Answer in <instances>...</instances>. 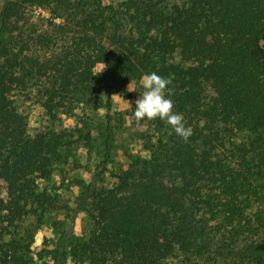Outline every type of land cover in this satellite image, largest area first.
I'll use <instances>...</instances> for the list:
<instances>
[{
	"label": "trees",
	"instance_id": "1",
	"mask_svg": "<svg viewBox=\"0 0 264 264\" xmlns=\"http://www.w3.org/2000/svg\"><path fill=\"white\" fill-rule=\"evenodd\" d=\"M263 41L264 0H2L0 264H264ZM152 72L173 78L168 98L192 136L132 122L150 156L113 186H84L87 235L38 245L45 218L69 210L37 185L64 155L55 126L100 109L103 81L117 93ZM23 92L49 128L31 132Z\"/></svg>",
	"mask_w": 264,
	"mask_h": 264
},
{
	"label": "rangeland",
	"instance_id": "2",
	"mask_svg": "<svg viewBox=\"0 0 264 264\" xmlns=\"http://www.w3.org/2000/svg\"><path fill=\"white\" fill-rule=\"evenodd\" d=\"M122 1L104 0L105 4L115 7H119ZM1 10L2 0L0 12ZM37 12L49 15L45 10ZM130 83L131 81L119 92L113 93L111 82L103 81L100 91L103 106L100 109L81 105L73 115L64 114L55 126L57 131L64 132L67 137L62 150L64 155L62 160L54 163L53 175L49 179L39 180L37 185L39 191L47 190L60 203L69 207V210L60 212L56 220L53 213L45 218L46 221L37 233L38 245L54 248L66 233L65 238L68 234L87 235L92 222L87 213L75 211L76 198L84 191V186L95 180L103 185L113 186L118 181L117 176L135 165L138 159L150 156L135 127L130 123L135 101L143 88L140 80H132L131 87L135 91H128ZM109 98L110 106L107 105ZM17 100L21 113L28 119L31 132L50 127V117L36 103L32 94L23 92L17 96ZM108 116L112 119L111 126ZM108 126L111 127L110 130ZM42 260H38L37 264H63L62 260L56 261L54 255ZM65 264H72L71 259H67Z\"/></svg>",
	"mask_w": 264,
	"mask_h": 264
},
{
	"label": "clouds",
	"instance_id": "3",
	"mask_svg": "<svg viewBox=\"0 0 264 264\" xmlns=\"http://www.w3.org/2000/svg\"><path fill=\"white\" fill-rule=\"evenodd\" d=\"M172 79V77L160 76L156 72L142 76L140 85L143 91L135 101V111L130 123L134 122L135 126L140 128L142 121L158 118L170 125L175 134L187 142L192 136L193 130L185 125L183 115L174 111V102L168 98L171 95L169 85L172 83ZM131 85L132 80L128 91H135Z\"/></svg>",
	"mask_w": 264,
	"mask_h": 264
}]
</instances>
